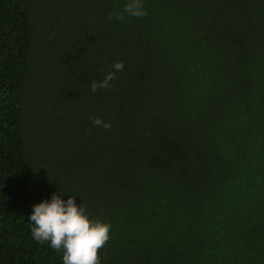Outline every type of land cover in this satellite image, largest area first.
<instances>
[{
  "label": "trees",
  "instance_id": "obj_1",
  "mask_svg": "<svg viewBox=\"0 0 264 264\" xmlns=\"http://www.w3.org/2000/svg\"><path fill=\"white\" fill-rule=\"evenodd\" d=\"M142 2L0 0V264H63L28 219L59 189L100 264H264V0Z\"/></svg>",
  "mask_w": 264,
  "mask_h": 264
},
{
  "label": "clouds",
  "instance_id": "obj_2",
  "mask_svg": "<svg viewBox=\"0 0 264 264\" xmlns=\"http://www.w3.org/2000/svg\"><path fill=\"white\" fill-rule=\"evenodd\" d=\"M123 13L130 17L142 18L147 15L142 0H126ZM124 14L117 13L115 18L123 22ZM113 70L100 81H92L90 90L95 93L105 89L115 79V73L122 71V62H115ZM93 124L108 129L110 123L95 118ZM65 193L59 189L50 201L44 200L33 205L29 216L32 224V237L40 243L47 242L50 247L62 252L63 264H100L99 250L109 240L110 225L100 220H92L83 204L76 203V195L67 200L61 198Z\"/></svg>",
  "mask_w": 264,
  "mask_h": 264
}]
</instances>
